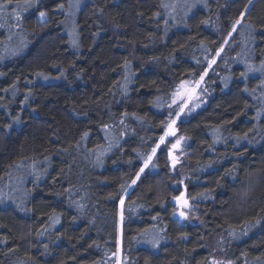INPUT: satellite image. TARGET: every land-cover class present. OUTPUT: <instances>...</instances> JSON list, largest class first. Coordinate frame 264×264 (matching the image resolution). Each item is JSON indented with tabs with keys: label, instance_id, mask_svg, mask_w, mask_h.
Segmentation results:
<instances>
[{
	"label": "trees",
	"instance_id": "16d2710c",
	"mask_svg": "<svg viewBox=\"0 0 264 264\" xmlns=\"http://www.w3.org/2000/svg\"><path fill=\"white\" fill-rule=\"evenodd\" d=\"M172 1L0 14V264H209L212 245L264 264V0ZM205 72L206 104L176 125L181 163L161 144L132 184L174 91Z\"/></svg>",
	"mask_w": 264,
	"mask_h": 264
},
{
	"label": "rangeland",
	"instance_id": "374dc122",
	"mask_svg": "<svg viewBox=\"0 0 264 264\" xmlns=\"http://www.w3.org/2000/svg\"><path fill=\"white\" fill-rule=\"evenodd\" d=\"M204 0H175V1H172L171 2V5H170V7L168 8V10L169 11H171L172 9H173V6L175 5V4H178V3H181V4H184V5H195V4H201V2H203ZM81 0H72V4H71V8H70V10L71 11H74V9L76 10V8H78L79 6H81ZM75 6V7H74ZM168 7V6H167ZM70 14H72V12L70 13ZM179 16H180V18H184L187 14L185 13V11H184V9H180L179 10ZM17 42V41H16ZM15 46V45H14ZM13 46V48L11 49L13 52H17V50H18V48L17 47H14ZM11 52H7V54H10ZM260 68H263L264 69V66L263 67H260ZM197 80H199V79H197ZM187 81H190V82H194V81H196V79H190V80H187ZM203 82L200 84V87L197 89V95L199 96V99H196L195 97H193V99L191 100V101H189L188 102V107L187 108H185V110H184V112L185 113H189V112H191V111H193V110H196V109H198V108H200V107H203L205 104H206V102H207V100H206V97H204V94H203ZM180 86V85H179ZM179 86L177 87V89L174 91V93H176L177 92V90L179 89ZM193 86V84H189V85H185V88L184 89H180V91L183 93V96L181 97V96H176L175 97V99H176V104H173L172 106H176L177 107V109H178V106L180 105V104H182L183 102H184V100H186L187 99V95L189 94V90H190V88ZM174 93H173V95H172V99H171V101H170V104H172V101H173V99H174ZM199 105V107H196V105ZM189 109H192L191 111H189ZM174 117V116H173ZM175 118V117H174ZM173 118V119H174ZM178 121L179 120H177V122H176V125H177V123H178ZM176 125H175V128H176ZM177 139H179V137H177L176 135L175 136H168V137H166V139H165V143H167V142H169V141H171V143H175V141L177 140ZM171 143H169V146H168V148H166V151H167V154H168V152L172 149L171 148ZM184 145H185V142H184V140H182L181 141V143H180V145L178 146V148H177V150L173 153V155L175 156V159H176V163H175V166H173L172 167V169L173 170H175V168L177 167V166H179V163H181V154H185V153H183V151H184V149H183V147H184ZM153 159V158H152ZM169 162H170V164H171V166L173 165V160H169ZM144 166V165H143ZM149 166H150V163H149V165H148V167L147 168H149ZM147 168H145L144 169V171L147 169ZM178 172H180V169L178 170ZM14 173H16V174H13L14 176L13 177H15L18 173L15 171ZM144 173V172H143ZM143 173H139V177L143 174ZM29 176V175H28ZM137 177V176H136ZM135 180L137 181L138 179H136L135 178ZM133 184V183H132ZM19 189H20V191H21V195L23 194V195H25V192L23 191V186L21 185L20 187H19ZM1 191V190H0ZM0 195H1V193H0ZM180 196V195H179ZM185 199H187L188 200V202H189V206L187 207V208H182V209H180V208H177V211H176V217L177 218H179V213H180V211H183L184 213H185V216H186V218L184 217L183 218V220L184 219H187V217H188V215L189 214H191V208H192V204H191V200H190V198L187 196V193H186V196H185ZM0 203H2V201L0 200ZM213 246V252H212V254H211V260H210V263L209 264H231V263H229V262H227L226 261V259H225V256L223 255V252L222 251H220V249L218 250V248H221V247H219L218 245H212ZM221 246V245H220ZM218 247V248H217ZM215 250V251H214ZM111 259H112V261H113V264H122V258L119 256V253H116L114 256H112L111 257ZM252 264H258V263H252Z\"/></svg>",
	"mask_w": 264,
	"mask_h": 264
},
{
	"label": "snow or ice",
	"instance_id": "6c2138e0",
	"mask_svg": "<svg viewBox=\"0 0 264 264\" xmlns=\"http://www.w3.org/2000/svg\"><path fill=\"white\" fill-rule=\"evenodd\" d=\"M251 2H252V0H249V3H251ZM12 4H13V0H3V2H0V14H3L5 12V10H7ZM40 16L43 18L45 16V13L41 12ZM243 18H244V12H242L240 14V18L237 19L235 21V23L233 24L232 32L236 31V26L242 22ZM16 19L17 20L19 19L18 15L16 16ZM230 35H231V33H230ZM225 43H227V41H225ZM222 51H223V48H220L217 51L216 55L219 56L220 52H222ZM215 62H216L215 59L209 61V67H211V65L214 64ZM206 75H207V72L200 75L199 80H196L194 82H190V81H182L181 82L179 89L177 90L176 93H174V99L172 101V104L168 105L170 108L172 107L173 104H176V99H175L176 96H181V97L183 96V93L180 91V89H184L185 85H189L190 83L193 84V86L189 90V94L187 95V99L184 100V102L178 106L177 110L169 113V117L174 116L175 118L170 119L169 122L165 125L164 134L160 136L159 143H157L156 146L151 149V154L148 155L147 158L144 160V166L141 167L140 173H143L144 169L148 167L149 163L152 161L153 156H155L157 149H159L161 144L165 143L166 137L176 135V132H177V129L175 128L176 122H177V120H179L180 116L184 113L185 108L188 107V102L191 101L193 99V97H195L196 99H199V96L196 94L197 89L200 87V84L203 82ZM196 107H199V105L197 104ZM191 110L192 109H189V111H191ZM183 139H184V137L181 136V137H179V139H177L175 141V143H171L169 141V143H171V148L176 149L180 145V143ZM175 163H176V159L174 158L173 159V166H175ZM136 179H139V173L137 174ZM132 183L135 184L136 180H133ZM174 199L179 203V206L181 208H187L188 207V200L183 198V194H181L180 196L174 197ZM121 204H123V200H121ZM179 214L182 217L186 218L185 213L183 211H181ZM121 219H123L122 216H121Z\"/></svg>",
	"mask_w": 264,
	"mask_h": 264
},
{
	"label": "water",
	"instance_id": "95a60500",
	"mask_svg": "<svg viewBox=\"0 0 264 264\" xmlns=\"http://www.w3.org/2000/svg\"><path fill=\"white\" fill-rule=\"evenodd\" d=\"M177 148H178V147H177ZM177 148H176V149H171V150L168 152V159H169V160H173V159L175 158V156L173 155V153L177 150ZM172 167H173V165H172ZM181 194H183V198L185 199L186 192L183 191ZM181 194H180V195H181ZM173 204L176 206V208H180V209H182V208L179 206V203H178L176 200L173 201ZM188 206H189V202H188ZM180 212H181V211H180ZM183 218H184V217H182L181 215H179V220H183Z\"/></svg>",
	"mask_w": 264,
	"mask_h": 264
}]
</instances>
